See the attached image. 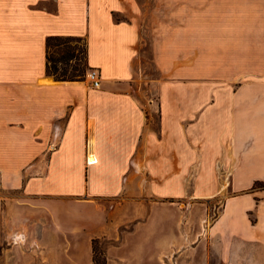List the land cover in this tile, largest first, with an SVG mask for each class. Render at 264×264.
I'll use <instances>...</instances> for the list:
<instances>
[{
	"label": "crops",
	"instance_id": "crops-1",
	"mask_svg": "<svg viewBox=\"0 0 264 264\" xmlns=\"http://www.w3.org/2000/svg\"><path fill=\"white\" fill-rule=\"evenodd\" d=\"M51 35L84 40L98 87L48 73ZM256 182L264 0H0V264H94V238L107 264H161L187 233L174 199L225 190L221 257L264 264Z\"/></svg>",
	"mask_w": 264,
	"mask_h": 264
},
{
	"label": "rangeland",
	"instance_id": "rangeland-1",
	"mask_svg": "<svg viewBox=\"0 0 264 264\" xmlns=\"http://www.w3.org/2000/svg\"><path fill=\"white\" fill-rule=\"evenodd\" d=\"M144 48L146 50V54L143 58L145 70L150 77L155 79L154 83L156 87H154L155 89L152 92H155L157 95L159 71L150 60V49L148 50L149 43H145ZM67 50L74 53V56L72 58H65L63 62L59 61L62 54H65ZM49 54L51 58L50 66L53 69L56 68L58 74L66 72L68 76L78 74V79H88L86 74L89 65L86 60V46L84 40H71L67 43L54 40L49 47ZM55 65L57 67H54ZM53 76L55 77L56 75ZM152 92L150 91V93ZM253 187L264 188V182H256ZM226 194L227 192L225 190L211 203L206 202L197 205V208L194 206L193 209L190 201H183L181 198L174 199V203L170 204L169 215L171 218L176 217V221L181 224V227L185 225L187 233L184 236L182 244H177V246L173 245L170 251L162 253L161 264H228L226 258L221 257L217 241L214 240L209 229L213 219L222 209ZM195 218H197V225L194 224ZM134 224L135 223H131L129 226L123 228H133ZM97 245L99 250L105 252V240L100 239ZM252 245H242L239 251L240 254L236 257L237 261H235V264H250V260L253 259L252 248L255 246V250L257 249L256 244ZM3 246L4 245L0 244V254L3 251ZM253 261L255 262L256 260Z\"/></svg>",
	"mask_w": 264,
	"mask_h": 264
},
{
	"label": "trees",
	"instance_id": "trees-1",
	"mask_svg": "<svg viewBox=\"0 0 264 264\" xmlns=\"http://www.w3.org/2000/svg\"><path fill=\"white\" fill-rule=\"evenodd\" d=\"M57 40V41H64L65 43L71 41V40H76V41H80L81 39L79 37H75V36H62V35H51L48 36L46 39V44H47V71L49 74L51 75H56L55 77L57 79L60 80H76L78 79L79 75L78 74H73L71 76H68L66 74V72H63L61 74L57 73V69H53L50 66V62H51V58H50V54H49V47L52 43V41ZM69 50V49H68ZM67 50V51H68ZM75 50V49H74ZM62 54L61 59H59V61H65L64 59L67 57H73L74 53L68 51V53ZM76 51V50H75ZM54 67H57L56 65ZM100 239L99 238H94L93 239V260H94V264H107V257L104 251L99 250L98 248V243H99Z\"/></svg>",
	"mask_w": 264,
	"mask_h": 264
},
{
	"label": "built area",
	"instance_id": "built-area-1",
	"mask_svg": "<svg viewBox=\"0 0 264 264\" xmlns=\"http://www.w3.org/2000/svg\"><path fill=\"white\" fill-rule=\"evenodd\" d=\"M86 75H87L88 80L92 83V85L94 87H98L101 84V74H100L98 68H96V67L88 68ZM87 160L89 163L95 161V159L91 158V156H89Z\"/></svg>",
	"mask_w": 264,
	"mask_h": 264
},
{
	"label": "bare ground",
	"instance_id": "bare-ground-1",
	"mask_svg": "<svg viewBox=\"0 0 264 264\" xmlns=\"http://www.w3.org/2000/svg\"><path fill=\"white\" fill-rule=\"evenodd\" d=\"M92 155V154H91ZM91 158H94L95 159V157L94 156H91Z\"/></svg>",
	"mask_w": 264,
	"mask_h": 264
}]
</instances>
